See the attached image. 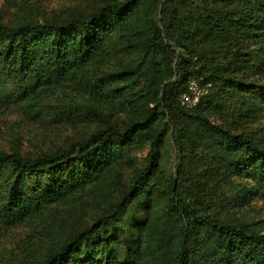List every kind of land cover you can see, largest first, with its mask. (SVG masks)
I'll return each mask as SVG.
<instances>
[{
	"label": "trees",
	"instance_id": "16d2710c",
	"mask_svg": "<svg viewBox=\"0 0 264 264\" xmlns=\"http://www.w3.org/2000/svg\"><path fill=\"white\" fill-rule=\"evenodd\" d=\"M116 38L136 60L108 71ZM192 79L210 89L187 108ZM0 110L90 129L0 150V224L96 211L20 264H264V231L236 216L264 201V0H101L0 22Z\"/></svg>",
	"mask_w": 264,
	"mask_h": 264
},
{
	"label": "rangeland",
	"instance_id": "374dc122",
	"mask_svg": "<svg viewBox=\"0 0 264 264\" xmlns=\"http://www.w3.org/2000/svg\"><path fill=\"white\" fill-rule=\"evenodd\" d=\"M97 1L101 0H0V22L15 25L31 16L39 21L45 18H67L78 12L90 10ZM153 16L157 22L160 18L159 9L153 13ZM112 49L114 54L111 64L106 68L108 71L131 64L132 61L136 60V53L132 49L123 51L117 38ZM209 89L210 86L208 92ZM124 118L125 114L121 113L119 119L124 120ZM253 126L255 127L256 124ZM88 130L90 131V129H74L68 126L47 128L40 124L31 125L22 122L20 117L13 112L8 113L5 110H0V150L4 151L16 150L21 153L45 151L51 149L52 146L64 145L73 140L81 139ZM172 152L174 153V151ZM144 155V151L137 153L135 165L126 164L123 167L120 174L121 180L129 179L134 166L139 167ZM90 206L89 203L85 204L69 217L62 215L57 219L48 218L46 222L34 227L10 228L0 224V264H20L25 259L38 255L42 251V246L44 249L48 244L47 240L43 241L42 236L48 233H52L54 237L57 236L61 223L65 224L66 227L80 228L91 222L96 216V211ZM131 216L125 215L124 222H127ZM236 216L247 223H254L256 228L264 231V201L252 202L249 207H246ZM51 225L55 227L54 231H51ZM117 231L121 236V229L119 228Z\"/></svg>",
	"mask_w": 264,
	"mask_h": 264
},
{
	"label": "built area",
	"instance_id": "2783aa9c",
	"mask_svg": "<svg viewBox=\"0 0 264 264\" xmlns=\"http://www.w3.org/2000/svg\"><path fill=\"white\" fill-rule=\"evenodd\" d=\"M209 86V83L201 84L197 80H190L187 84V91L180 97L181 105L187 108L195 106L206 95Z\"/></svg>",
	"mask_w": 264,
	"mask_h": 264
}]
</instances>
